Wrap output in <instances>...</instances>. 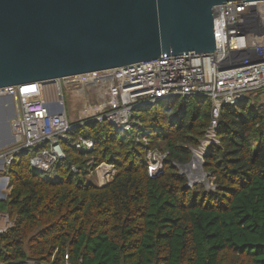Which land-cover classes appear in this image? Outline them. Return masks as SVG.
Instances as JSON below:
<instances>
[{
  "label": "trees",
  "instance_id": "16d2710c",
  "mask_svg": "<svg viewBox=\"0 0 264 264\" xmlns=\"http://www.w3.org/2000/svg\"><path fill=\"white\" fill-rule=\"evenodd\" d=\"M263 92L220 108L217 141L203 158L210 190L186 186L177 167L190 162L191 148L207 132L212 103L206 98L175 96L136 107L144 139L105 120L75 128L72 135L92 139L93 148L65 145L53 177L31 167L28 152L18 154L5 172L9 194L0 201L15 218L0 234V261L264 264V105L250 101ZM147 148L167 153L155 176L147 172ZM102 162L115 173L98 186L87 177Z\"/></svg>",
  "mask_w": 264,
  "mask_h": 264
},
{
  "label": "built area",
  "instance_id": "2783aa9c",
  "mask_svg": "<svg viewBox=\"0 0 264 264\" xmlns=\"http://www.w3.org/2000/svg\"><path fill=\"white\" fill-rule=\"evenodd\" d=\"M249 15L256 20L245 23ZM213 32L215 50L206 54L161 55L112 69L0 88V97L16 102V113L11 119L14 140L0 150V201L9 194L11 186L5 172L18 154L28 152L30 166L42 174L53 171L66 156L65 145L85 152L93 148L92 139L71 133L92 121L105 120L122 131L134 129L135 139H144L140 120L133 117L134 109L175 96L206 98L212 103L207 132L199 145L191 148L203 167L207 147L217 141L220 108L234 106L250 92L264 88V0L215 5ZM69 93L84 109L75 120L67 115L65 95ZM166 154L157 148L145 150L149 176L163 170ZM189 168L184 170L186 186L193 187L196 181L188 177ZM95 169L98 186L109 182L115 173L114 167L105 162ZM72 170L78 168L72 165ZM14 223L15 218L0 208V234ZM64 258L67 260L68 256Z\"/></svg>",
  "mask_w": 264,
  "mask_h": 264
},
{
  "label": "water",
  "instance_id": "95a60500",
  "mask_svg": "<svg viewBox=\"0 0 264 264\" xmlns=\"http://www.w3.org/2000/svg\"><path fill=\"white\" fill-rule=\"evenodd\" d=\"M238 1L252 0H0V88L212 52L214 6ZM15 113L3 123L1 147L14 140ZM193 158L177 165L180 173Z\"/></svg>",
  "mask_w": 264,
  "mask_h": 264
},
{
  "label": "rangeland",
  "instance_id": "374dc122",
  "mask_svg": "<svg viewBox=\"0 0 264 264\" xmlns=\"http://www.w3.org/2000/svg\"><path fill=\"white\" fill-rule=\"evenodd\" d=\"M65 99H66V109H67L68 118L70 120L77 119L79 113L83 112L84 109L79 104L74 102L73 96L70 93L68 95L67 94L65 95ZM250 101H252L255 106L256 105L257 106H263L264 105V92L260 93L258 95L254 94L253 98H251ZM13 106L16 108L15 100L10 101V100H6L5 98H0V143L7 139V133L5 131H3V123L7 120L8 114H9V112ZM73 107L78 108V110L77 111H71V108H73ZM3 147H6V146H3ZM3 147L0 146V150ZM95 170L96 169L94 168V170L91 171L92 173L88 174L87 178L92 177L94 180L95 179ZM112 173L113 172H110V174H112ZM43 174L53 177V176H55L56 173L53 170V171L45 172ZM185 176H186V174H185ZM205 180L207 181L208 185L207 184L205 185L204 183L197 180V182H195V184L193 186L194 189L196 188V189L210 190V189L214 188V184L212 182V179L210 177H208V173L206 175Z\"/></svg>",
  "mask_w": 264,
  "mask_h": 264
},
{
  "label": "bare ground",
  "instance_id": "6f19581e",
  "mask_svg": "<svg viewBox=\"0 0 264 264\" xmlns=\"http://www.w3.org/2000/svg\"><path fill=\"white\" fill-rule=\"evenodd\" d=\"M188 176H189V178H192V180H194V181L198 180V181L204 183L205 185L207 184V182L205 180V176L200 170L197 156L194 158V162L191 164V166L188 170Z\"/></svg>",
  "mask_w": 264,
  "mask_h": 264
}]
</instances>
